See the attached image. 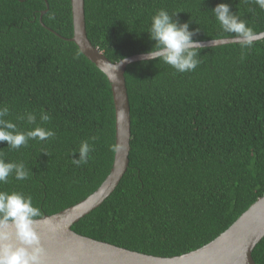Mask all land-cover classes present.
I'll list each match as a JSON object with an SVG mask.
<instances>
[{
    "label": "trees",
    "instance_id": "trees-1",
    "mask_svg": "<svg viewBox=\"0 0 264 264\" xmlns=\"http://www.w3.org/2000/svg\"><path fill=\"white\" fill-rule=\"evenodd\" d=\"M226 3L253 29L264 10L249 0H84L86 34L111 61L145 53L151 16L165 9L205 41L224 33L211 9ZM41 21L39 16L41 11ZM73 34L70 0H0V105L20 131L53 130L47 141L10 149L8 161L30 170L0 189L33 197L42 216L92 193L108 175L115 113L105 74L66 38ZM201 63L179 73L162 61L140 60L124 73L130 106L129 162L103 202L71 228L82 235L158 256L179 255L225 230L264 194V38L203 47ZM33 112L36 125L18 120ZM41 112L51 119L40 120ZM95 138V139H91ZM94 150L86 164L81 141ZM264 264V236L252 250Z\"/></svg>",
    "mask_w": 264,
    "mask_h": 264
},
{
    "label": "water",
    "instance_id": "water-1",
    "mask_svg": "<svg viewBox=\"0 0 264 264\" xmlns=\"http://www.w3.org/2000/svg\"><path fill=\"white\" fill-rule=\"evenodd\" d=\"M70 4L73 34L66 39L73 41L107 77L115 113V144L122 148L114 152L108 175L92 193L58 212L42 216L36 228L45 248L44 264H255L252 250L264 236V194L215 238L179 255L147 254L79 234L71 228L110 195L127 169L131 131L124 73L128 64L145 60L146 52L111 61L87 37L84 0H70ZM44 12L40 13V21ZM232 38L200 42L204 47L235 43ZM261 38H264V30L253 36L254 41Z\"/></svg>",
    "mask_w": 264,
    "mask_h": 264
},
{
    "label": "clouds",
    "instance_id": "clouds-1",
    "mask_svg": "<svg viewBox=\"0 0 264 264\" xmlns=\"http://www.w3.org/2000/svg\"><path fill=\"white\" fill-rule=\"evenodd\" d=\"M248 2L249 0H245V3ZM251 2L264 10V0ZM210 11L222 32L233 34L232 39L239 45L240 58L243 60L245 50L254 44L253 29L239 15L233 13L226 3H218ZM176 13L169 14L165 9H158L151 16L147 32L154 44L143 58L162 61L179 73L190 72L201 63L200 51L204 45L193 39L196 31L190 30L187 22L173 18ZM9 114V107L0 105V142H7L10 149L27 146L29 140L47 141L56 135L53 130L39 125L20 131L16 123L7 119ZM17 119L36 125L37 117L26 110ZM50 119L47 112H41L42 122ZM121 148L120 144L109 145V150L113 152ZM93 150L88 140L81 141L78 150L72 152H78L79 158H73L71 162L76 166L86 164ZM29 173L30 170L23 162L8 161L5 154L0 152V186L8 184L10 177L18 181L26 180ZM42 219L41 209L34 206L31 195L0 189V264H44L45 248L36 228Z\"/></svg>",
    "mask_w": 264,
    "mask_h": 264
}]
</instances>
